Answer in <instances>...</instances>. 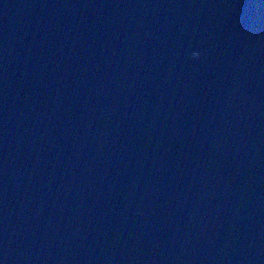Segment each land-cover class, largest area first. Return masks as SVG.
Segmentation results:
<instances>
[{"label":"water","instance_id":"95a60500","mask_svg":"<svg viewBox=\"0 0 264 264\" xmlns=\"http://www.w3.org/2000/svg\"><path fill=\"white\" fill-rule=\"evenodd\" d=\"M0 264H264V0H0Z\"/></svg>","mask_w":264,"mask_h":264},{"label":"clouds","instance_id":"9594fccd","mask_svg":"<svg viewBox=\"0 0 264 264\" xmlns=\"http://www.w3.org/2000/svg\"><path fill=\"white\" fill-rule=\"evenodd\" d=\"M193 55H194V56H198V55H199V53H193Z\"/></svg>","mask_w":264,"mask_h":264}]
</instances>
